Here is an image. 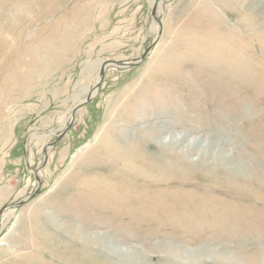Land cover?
Wrapping results in <instances>:
<instances>
[{"label":"rangeland","instance_id":"obj_1","mask_svg":"<svg viewBox=\"0 0 264 264\" xmlns=\"http://www.w3.org/2000/svg\"><path fill=\"white\" fill-rule=\"evenodd\" d=\"M154 2L0 0V264H264V0Z\"/></svg>","mask_w":264,"mask_h":264},{"label":"water","instance_id":"obj_2","mask_svg":"<svg viewBox=\"0 0 264 264\" xmlns=\"http://www.w3.org/2000/svg\"><path fill=\"white\" fill-rule=\"evenodd\" d=\"M160 2H161V0H155V3H154V5H153L152 11H151V15H152L153 18H155V19L157 20V22L159 23V25H160V27H161L162 21H161V19L159 18V15H158V7H159V5H160ZM159 32H160V33H159V37H158L157 40L153 43V45H151L149 48L153 47V46L157 43V41L160 39L161 34H162L161 29H160ZM148 51H149V49L146 50V51L143 53V55H142L141 57H139V58H137V59L129 60V61H124V60H106V61H104V62L102 63V67H101V70H100L101 80H103V78H104V75H105V72H106V69H107V68H106L107 65L110 64L111 66L114 65V66L128 67V66H131V65L137 64L138 62H140V61L146 59L147 54H148ZM99 84H100V83H99ZM99 84L96 86V88L99 87ZM91 98H92V97L89 96V97L84 101V104L87 103L88 101H90ZM84 104L80 105L79 108L82 107ZM75 116H76V111H74L73 116H72V119H71V121L69 122V124H68V125L63 129V131H62V132L56 137V139L53 140V141L50 143V145H48V146H51V145L53 146L54 143H55L56 141L60 140V139H61V138L67 133V130L69 129V127H70L71 124L73 123ZM48 146L46 147V149H45V153H44V154H45V156H44V157H45V160H47V158H48V156H49V152H48V149H47ZM37 180H38V187H37V189H36L35 191H33V192H31L29 195H27L26 198H23V199H21L20 201H15V202H13V203H11V204H9V205L3 207L2 211L5 210V209L10 208V207H12V206L17 207V206L23 204L24 202L30 200V198L38 192L40 186L42 185V180H41L40 178H37Z\"/></svg>","mask_w":264,"mask_h":264},{"label":"bare ground","instance_id":"obj_3","mask_svg":"<svg viewBox=\"0 0 264 264\" xmlns=\"http://www.w3.org/2000/svg\"><path fill=\"white\" fill-rule=\"evenodd\" d=\"M155 3V2H154ZM99 80H100V68H98V73H97V76H96V78L94 79V81L86 88V92L87 93H89L91 90H92V93L90 94V95H88V97L89 96H91V97H93V95L96 93V91H97V88H96V86L98 85V82H99ZM87 97V98H88ZM84 101L85 100H82V101H78L79 102V104H77L78 106L75 108V110L74 111H76V113H77V111L81 108H79V106L80 105H82L83 103H84ZM73 116V115H72ZM72 119V118H71ZM158 128V127H157ZM157 128H154V130H157V131H160L161 129H157ZM157 131H155V132H157ZM177 141V139L175 140H172V138L170 139V142H171V144L172 143H174V142H176ZM226 143H224L223 142V145H225ZM222 145V146H223ZM222 149H223V147H222ZM221 150V149H220ZM215 154V156L217 157V159L219 160V161H222V160H227L228 159V157H227V155H225V154H223L222 153V151L220 152V151H216V152H214ZM238 169H242L243 171H245L247 168H246V166H244V165H238Z\"/></svg>","mask_w":264,"mask_h":264}]
</instances>
